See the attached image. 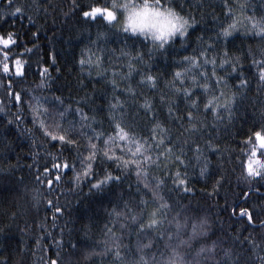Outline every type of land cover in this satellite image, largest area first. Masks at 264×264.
Returning a JSON list of instances; mask_svg holds the SVG:
<instances>
[{
	"label": "trees",
	"instance_id": "trees-1",
	"mask_svg": "<svg viewBox=\"0 0 264 264\" xmlns=\"http://www.w3.org/2000/svg\"><path fill=\"white\" fill-rule=\"evenodd\" d=\"M77 2L82 10L99 6L121 14L120 9L112 8L113 0ZM159 2L191 25L184 37H177L164 48L122 31L117 20L111 24L102 16L96 21L86 20L81 11L73 8V0H14L13 8L17 4L24 6V12L15 16L5 7L7 0H0V36L12 33L16 41L9 46L10 51L0 45V64L5 62L4 51H9L10 67L7 74L0 70V264H51L52 260L58 264H144L141 256L148 264H164L172 248L181 254L185 264H264V177H248L246 172L256 143L254 133L264 131V84L259 81L258 65L254 63L264 61V39L252 27L253 22H264V0H227V7L226 0ZM234 20L235 30L224 39L222 29ZM185 57L195 58L201 67L190 65ZM17 58L24 65L23 76L15 74ZM81 59L85 61L83 66ZM206 59H215L217 75L227 77L226 88L216 85L213 65H205ZM222 59L229 60L223 70L219 68ZM234 61L240 68L236 73L231 71ZM177 72L181 73L179 77ZM205 72L210 78L207 81L201 76ZM149 75L154 77V84L147 80ZM193 76L197 87H193ZM237 77L247 80V85L237 88ZM112 81L117 85L115 92ZM204 83H209L207 93L200 87ZM186 88L193 90L192 99L199 102V110L193 111L202 128L194 133L185 131L189 128V102L182 91L176 92ZM221 91L225 96H220ZM16 92L21 93L19 104ZM232 93L236 98L231 115L222 110L220 119H216L210 109L204 108L212 96L223 103ZM116 96L125 103L113 112L109 105L116 102ZM145 100L151 101L150 109L142 107ZM38 102L43 105L40 111L68 109L62 125L67 127L68 122L76 121V131L80 132L83 123L86 135L70 137L77 139V144L63 146L59 140L46 137L39 125V119L44 117L33 121V107ZM78 107L87 114V121L76 115ZM17 115L21 117L19 121L15 119ZM116 122L132 131L134 140L141 144H145V138L155 143L161 137L165 144L159 150L144 152L153 161L145 163L141 154L133 155L135 142L110 141L108 147L121 161H141L140 174L135 164L117 169L116 163L107 162L99 168L94 163L85 178L77 151L81 158L88 156V136H92L100 150L98 156L103 157L104 140L115 137ZM89 124L103 133L100 139L95 138ZM156 124L166 131L157 129L153 141ZM192 140L202 147L201 159L198 161V154L185 147L181 157L185 164H179L175 157L180 155L181 145ZM169 147L173 153L167 159H157L159 152ZM261 152L264 149L258 150L257 156L264 159ZM205 156L208 170L201 175ZM65 162L68 169L63 167ZM54 164L60 167L54 168ZM45 168L49 171L45 172ZM77 172L81 174L79 180ZM109 173L120 176V180L89 191L92 183ZM178 179H185L186 185H179ZM157 181L164 182L157 189L164 201L152 195ZM185 187L191 191H184ZM162 202L171 208L155 231L138 232L139 223L116 215H141L140 222L147 224L151 212ZM56 207L62 212L56 213ZM241 209L252 214L251 223L247 215L241 216ZM177 213L181 223L187 218L179 236L173 220ZM201 218L208 221L207 235L180 245L179 240L187 239L193 222L198 224ZM169 220L173 222L169 224ZM121 224L126 227L121 228ZM169 232L173 234L171 240ZM112 233L119 239H114ZM150 241L149 247L138 250L139 245ZM214 242L211 253L196 255L201 246L207 248ZM117 243L121 245V258L115 255ZM73 244L77 247L73 248Z\"/></svg>",
	"mask_w": 264,
	"mask_h": 264
},
{
	"label": "snow or ice",
	"instance_id": "snow-or-ice-1",
	"mask_svg": "<svg viewBox=\"0 0 264 264\" xmlns=\"http://www.w3.org/2000/svg\"><path fill=\"white\" fill-rule=\"evenodd\" d=\"M13 3L14 0H7V3L5 5V7L7 9H11V15L15 16L17 14H22L24 12V6L21 4H17L14 8H13ZM225 6L227 7V0H226V4ZM241 7H243V5H241ZM73 8L77 11H81V15L83 18L87 19H91L92 21H96L98 17L103 18V21L108 22L109 24H111L112 22L117 20V14L115 11L110 10L108 7H99V6H92L90 9L88 10H82L81 5L78 4L77 0H73ZM112 8H117V2L116 0H113L112 2ZM169 11L177 16V19L183 20V25L182 27V31L180 32V37H184L185 33L187 32L188 28L191 27L189 20L185 19L183 16H180L176 11H174L172 8H169ZM29 19L31 20V17H29ZM251 19V18H249ZM253 30L256 31L257 35H260L262 39H264V22H253ZM236 28V21L234 20L232 24L228 25L226 28L222 29V36L224 39H227L231 34L232 31L235 30ZM35 35V33H34ZM16 41L13 38V34L9 33L7 37L4 36H0V45H3V47L5 49H9L10 51V47L11 45L15 44ZM9 51H4L3 55H4V59L5 62H3L2 64H0V70L3 71V73H9L10 71V67H9V63L7 62L8 58H9ZM29 51H31L29 49ZM201 55H204V53H201ZM225 56H227V52H225ZM185 61L189 62L190 65L195 66V67H201V65H198L196 63L195 58L193 57H185L184 58ZM208 63H211L213 65V71H212V76L216 77V85L217 86H221L223 85L225 88L227 87V77L226 76H218L217 75V65H216V61L215 59L209 61V60H205L204 64L207 65ZM255 64L258 65V70H259V81L261 82V84H264V61H254ZM80 64L83 66L85 64V61L83 59H81ZM229 64V60L228 59H222L220 61L219 64V68L221 70H223L225 68V66ZM14 65H15V74L17 76H23L24 75V65L22 63V61L17 58L14 61ZM231 71L233 73H236L238 71H240V68L238 66V61H234L232 63V69ZM44 72H47V69H44ZM43 75V73H42ZM99 75V73H98ZM181 75L180 72L176 73V76L179 77ZM201 76L207 81L209 80V76L207 75V73H201ZM237 79L239 80V83L237 85V88H243L247 85V80L245 79H240L239 77H237ZM147 80L149 82H152L154 84V77L152 76H148ZM193 80V87H197V82H196V77L193 76L192 77ZM9 84L11 85V81H9ZM44 85V82L41 81V86ZM112 86H113V91H116L117 85L115 81H112ZM203 88L204 92L207 93L209 90V83H204L202 86H200ZM127 91V90H125ZM183 92V97L184 100L189 102L188 103V112H187V119L189 122V128L186 129L185 131H191V132H196L198 130H200L202 128V124L200 123V121L198 120V118L196 117L195 113L193 110L198 111L199 110V102L196 99H192V96L195 94L193 92V90L191 88H186V89H176L177 93ZM11 88L9 89V95H11ZM220 96H225L224 91L220 92ZM236 98V93H232L231 95L227 96V99L223 102V103H219L218 101V97L216 96H212L207 103L204 104V108L206 110L210 109L211 112L214 114L216 119H220V111H228L229 115H231V111L232 108L234 106V101ZM15 100L17 102V104H19L21 102V93L20 92H16L15 93ZM57 101H60V97H56ZM125 101H121L119 96H116V102L115 103H111L110 109L115 112L117 109H122L124 106ZM214 105V106H213ZM61 106H62V101H61ZM142 107H144L145 109H150L151 108V101L149 100H145L144 104L142 105ZM43 108V105H41L39 102L33 107V121L36 122L37 119L41 116L44 117V119H39V125L40 128L44 131V135L46 137H50L51 140L56 141L59 140L61 142V145H76L77 144V139L80 137H83L84 135H86V133H84L83 129L85 127V125L83 123L80 124V132L76 131V121H71L68 122V126L64 127L62 125V121L64 120V118L66 117L67 113H68V109H65L64 111H58L56 108H52L51 111H49V109H43V111H40V109ZM3 109H0V111H2ZM98 111H102V109H98ZM75 113L76 115L80 116V119L83 121H87L88 120V116L86 113H83L81 108H76L75 109ZM172 114V107H169V115ZM154 115V114H153ZM183 117H181L182 119ZM15 119L17 121H19L21 119V117L19 115H17L15 117ZM121 119H123V117H121ZM47 121V123H46ZM9 123H11V121H9ZM88 128L91 129V131L95 134V138L96 139H100L103 136L102 132H97L95 128H92V126L89 124ZM159 129V131L161 133L165 132L166 129H164L161 125L156 124L152 131H153V136H152V140L156 141V130ZM115 130H116V135L115 137H109L108 139L104 140V149H103V157L98 156V152L100 151L97 147V144L93 143V137L92 136H88V148L90 149L88 156L81 158L79 150L77 151V159H79L80 164L82 166H84V177L87 178L90 173L93 170V166L95 163L96 167H102L104 163L107 162H114L117 165V169H120L121 167L124 169H127L129 167L130 164H135L137 166V174H140V169H141V161L137 160V159H133L131 161L129 160H123L121 161V158L116 156L114 152H112V150L108 147V144L110 141H112L113 143H115V141L118 139L119 141H129V142H135L136 143V150L135 153H133V155H136L137 153L141 154L143 156V161L145 163H153L152 159L150 156L148 155H143L144 152H148V151H153V150H159L164 144H165V139L163 137H161V139L155 143H148L147 142V138H145V144H147V147H145V144H141L138 141L134 140V133L130 130H125V127L122 126L121 122H116L115 123ZM255 135V140L256 143L252 146L251 149V153L249 156V160L246 164V172H247V176L248 177H264V159H261L260 156H257V151L264 149V131H256L254 133ZM77 137V139H73L70 137ZM249 138V142H250ZM194 144L195 147L191 148V145ZM209 147H211V145H208ZM188 147L189 150L194 151L195 153H197L198 155L196 156V159L199 161L201 159V156L203 154V150L201 145L198 143V141L196 140H192V141H184V143L181 145V149H180V155L176 156L175 159L179 164H185V161L183 159H181V157L184 155V148ZM111 152V155L109 154ZM167 153V155H166ZM173 153V148L169 147L167 149H165L163 152H159L157 159H159L160 156H164L165 159L168 158L169 155H171ZM261 155L264 156V152H261ZM203 159L205 160V165L204 167L201 168V175H205L207 173L208 170V164H207V157H203ZM54 168H59L60 165L59 164H54L53 165ZM64 169H68L70 166L67 162L64 163L63 165ZM74 168V165H73ZM45 172H48V168L44 169ZM179 172L176 173L177 178L179 177ZM81 174L79 172L76 173V179L79 180L80 179ZM61 177L59 175H57L56 179L59 180ZM120 176H113L112 174H108L104 177V179L102 180H97L95 183H92L90 186L89 191L91 192L93 189L95 190H101L103 189L104 185L109 183L112 180H120ZM39 179V177H38ZM145 179H146V174H145ZM178 184L179 185H186V180L185 179H178ZM163 181H157V184L155 186V188H153L152 190V195L153 197L157 200V201H164V197L159 195V192L157 191V189H159V187L163 184ZM217 183H219V181H217ZM48 184L51 185L52 181L49 180ZM145 188L149 187V183L145 182ZM184 191L189 192L191 191V189L185 187ZM248 193H245V196H247ZM34 199L38 200V196H34ZM49 206H52V201L49 200L48 201ZM125 208H128V205H125ZM171 205L167 202H162L159 204V206L157 208H155L151 214H150V218L148 220V223L145 224L143 222H140L142 220V216L141 215H131L130 217L123 213V212H117L116 215L117 216H123L125 220L131 219V221L135 224V223H139V228H138V232H145L147 230H153L155 231L156 229H159L163 223L164 220L167 219V212L170 210ZM128 211L131 212V208H128ZM142 211V210H141ZM55 212L56 213H61L62 212V208L60 207H56L55 208ZM247 215L248 217V221L249 223L252 222V214L250 212H248L246 209H241V216ZM158 217H162L161 219H158ZM179 217V213L176 214V217H173V220L175 221V228H176V235L179 236L180 233L182 232V230L186 227L187 225V218H185L184 223H181V221L178 219ZM56 219V217L54 216V220ZM173 220H169L168 223L171 224L173 222ZM207 224L208 221L204 218H201L199 223L197 224L196 222H193L192 225V230L191 233L188 235L187 239H180L179 240V244L180 245H186V244H190L193 240L197 239L200 236H206L208 233V228H207ZM55 223L53 224V227H55ZM261 226L264 227V221L261 222ZM126 227L125 224H121V228ZM108 232H112L111 229H108ZM160 235L163 236L164 233L163 231L160 232ZM112 236L114 239L118 240L119 238L115 236V233H112ZM173 234L171 232L168 233V237L171 240L172 239ZM151 244V241L149 242V244H141L138 246V250H142L143 248H147L149 247ZM117 248V251L115 253L117 258H121V252L119 251V248L121 247L120 244H116L115 245ZM73 248H76L77 245L73 244L72 245ZM215 248V242L209 246V247H204L201 246L200 249L197 251L196 255L200 256L201 254L208 252L211 253L213 251V249ZM225 255H229L228 251L225 250ZM141 261L144 262V264H148L147 261L144 260V257L141 256L140 258ZM51 264H58L57 260H52ZM137 264H139V262H137ZM164 264H185L183 257L181 256V254L179 252L176 251L175 248H172V255L171 257H169ZM197 264H199V262H197Z\"/></svg>",
	"mask_w": 264,
	"mask_h": 264
},
{
	"label": "clouds",
	"instance_id": "clouds-1",
	"mask_svg": "<svg viewBox=\"0 0 264 264\" xmlns=\"http://www.w3.org/2000/svg\"><path fill=\"white\" fill-rule=\"evenodd\" d=\"M117 8L122 13L120 28L124 32L145 38L159 48L180 37L183 20L177 19L169 7H162L159 0H124L117 3Z\"/></svg>",
	"mask_w": 264,
	"mask_h": 264
},
{
	"label": "rangeland",
	"instance_id": "rangeland-1",
	"mask_svg": "<svg viewBox=\"0 0 264 264\" xmlns=\"http://www.w3.org/2000/svg\"><path fill=\"white\" fill-rule=\"evenodd\" d=\"M110 10H112V9H110ZM113 11H114V10H113ZM115 12H116V14H117V21L120 22V20H121V18H122V13L118 15V12H117V11H115Z\"/></svg>",
	"mask_w": 264,
	"mask_h": 264
}]
</instances>
